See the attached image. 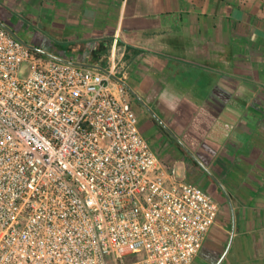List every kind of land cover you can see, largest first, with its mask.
Here are the masks:
<instances>
[{
	"label": "built area",
	"instance_id": "1",
	"mask_svg": "<svg viewBox=\"0 0 264 264\" xmlns=\"http://www.w3.org/2000/svg\"><path fill=\"white\" fill-rule=\"evenodd\" d=\"M16 34L0 23V264H192L220 204L158 156L115 48L105 72Z\"/></svg>",
	"mask_w": 264,
	"mask_h": 264
},
{
	"label": "crops",
	"instance_id": "2",
	"mask_svg": "<svg viewBox=\"0 0 264 264\" xmlns=\"http://www.w3.org/2000/svg\"><path fill=\"white\" fill-rule=\"evenodd\" d=\"M7 8L65 60L108 68L115 48L158 156L216 191L192 264H264V0H0Z\"/></svg>",
	"mask_w": 264,
	"mask_h": 264
},
{
	"label": "rangeland",
	"instance_id": "3",
	"mask_svg": "<svg viewBox=\"0 0 264 264\" xmlns=\"http://www.w3.org/2000/svg\"><path fill=\"white\" fill-rule=\"evenodd\" d=\"M0 16L4 19V22L12 29L14 30L16 33H18L23 40H25L26 42H28L29 44L33 45V46H37L40 48L46 47L44 46L45 44H43L42 40L40 38H37L34 34H32L28 29L27 26H25V24H22V20L21 17L12 9V8H7L5 10L0 9ZM49 45H58V42L55 41H50ZM30 71V66L28 63H24L22 65L21 68V76L25 77L28 75ZM151 114L153 116V118H155L157 120V118H160L161 121L164 119V115L162 112H158V110L156 109H152L151 108ZM172 138L167 139L165 148H170L171 146H175V144L173 142H177L176 138L174 137V135H170ZM159 155H163L164 150H158ZM179 161H183V160H179ZM176 166L180 167V165H182L181 162H176L175 163ZM211 192L213 194H216V191H214L213 189H211ZM130 259V258H129ZM131 259H134L131 258Z\"/></svg>",
	"mask_w": 264,
	"mask_h": 264
},
{
	"label": "water",
	"instance_id": "4",
	"mask_svg": "<svg viewBox=\"0 0 264 264\" xmlns=\"http://www.w3.org/2000/svg\"><path fill=\"white\" fill-rule=\"evenodd\" d=\"M0 23H2L3 25H5V26H6L7 28H9L14 34H16V32H15L14 30H12V29H11L7 24H5L3 21L0 20ZM16 35H17V34H16ZM26 43H27L28 45H30V47H32L34 50H37V51H39V52H42V53L48 54V55L53 56V57H55V58H58V59H60V60H63V61H66V62H70V63L79 64V65H84V66H93V67H97V68H99V69H101V70H103V71H105V72H109V70H108L107 68L103 67V66H94V65H90V64L81 63V62H75V61L65 60V59H63V58H60V57H58V56H55V55H53V54H51V53H49V52L43 50V49L40 48V47L33 46V45L29 44L28 42H26ZM114 77L118 78L117 76H114Z\"/></svg>",
	"mask_w": 264,
	"mask_h": 264
}]
</instances>
